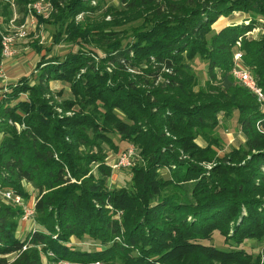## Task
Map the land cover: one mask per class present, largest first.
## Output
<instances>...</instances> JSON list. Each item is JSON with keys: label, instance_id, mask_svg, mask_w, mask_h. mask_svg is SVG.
<instances>
[{"label": "trees", "instance_id": "1", "mask_svg": "<svg viewBox=\"0 0 264 264\" xmlns=\"http://www.w3.org/2000/svg\"><path fill=\"white\" fill-rule=\"evenodd\" d=\"M48 1L37 24L74 50L41 55L34 41L37 73L0 95V264H264V101L233 76L236 48L264 97V0ZM27 3L14 0L19 15ZM237 13L246 19L214 31ZM12 17L0 0V24ZM134 24L122 44L115 29ZM51 81L70 97L57 101ZM234 114L243 142L220 155L219 117ZM113 136L140 158L119 189L108 187ZM27 185L34 226L21 239L23 209L2 194L24 201Z\"/></svg>", "mask_w": 264, "mask_h": 264}, {"label": "rangeland", "instance_id": "2", "mask_svg": "<svg viewBox=\"0 0 264 264\" xmlns=\"http://www.w3.org/2000/svg\"><path fill=\"white\" fill-rule=\"evenodd\" d=\"M1 1L10 3L11 10L13 12V17L7 25H3L2 23L0 24V27L3 28V30L1 31V38L3 39L4 37H10L11 39L10 41L11 44H9L11 55L9 57L4 56L2 49L1 62H0V95L6 91L5 88L9 84L17 83L22 77L26 76L32 78L35 75V73H37L34 70L35 66L39 61L40 56L45 54V52H50L51 55L54 56L56 54L63 56L70 49L74 50V47L70 46V44H67V42L64 41H60L59 44H53V33L55 31L54 28L52 26L45 24H40V25L37 24L36 19L34 18V13L36 15L42 16L43 19H47L50 16L49 14L52 11V7L48 0H29V3L26 4L24 15H19L17 13V8L16 5H14V0H1ZM92 4L94 5V3ZM106 6L118 7L119 2L118 0H105L104 9ZM82 15L83 14H80L77 17L76 21L82 20ZM234 16H236L237 18H241L242 15L237 14ZM94 19H100V12L95 14ZM109 19H110L109 17L106 18V20ZM133 26H135V24L131 26H125L115 29L120 31L119 36L120 39L122 40V44L131 41L132 39L131 27ZM214 26L216 27V25H213L212 28ZM259 29L260 27L254 30L250 38H254V39L257 38L258 34L261 33V29L260 30ZM22 31L25 32L26 34L25 37L21 36ZM34 41H37V45L42 48L41 55H39V53H37L36 49L33 47ZM237 52L238 51H236V48H233V53L235 54ZM191 65L193 67V73L197 77L199 84L200 85L204 84V82L207 79L206 64L199 58H196L191 63ZM83 72L84 70L81 71V73ZM34 82L35 81L32 80L31 83ZM50 88L53 92H59L60 90H63V97L56 96L57 101L61 102L63 99L70 97L68 85L65 83L51 81ZM22 98H24V96ZM54 100H56L55 96H54ZM56 110L58 111L59 109L56 108ZM67 115H70V113H68ZM219 118H220V125L217 128L216 132L222 138L223 141V151L219 152V154L222 155L223 152H226L230 148L236 147L240 143H242L243 137L237 132L235 114L229 119H224V117L222 116H220ZM112 138L115 144H117V146L119 147V151L117 150L116 152H112L109 149H107L108 152L107 163L109 164L111 169V177L108 179V187L110 189L113 188L119 189L125 186L128 187L130 185L131 175H132L130 169L133 168L135 164H137L140 158L137 154L136 148L133 145H129L125 142L119 141L117 136H113ZM199 144L203 146V143H201L200 141ZM131 147L134 148L135 150L134 157L132 158L131 167H126V168L115 167L119 156L122 153L126 152ZM159 174L160 176L165 177L168 175V171L166 169H163L159 171ZM25 187L29 192V197L24 199V201L21 200L20 204L17 203L15 199L12 200V202H14L15 204L20 205L23 210L24 208H29L30 210L33 211V215L29 219L25 220L24 215L20 219L17 236L21 239L25 238L28 232L34 226L33 208L36 199V193L31 190L29 185ZM2 197L4 198V200L8 201V199L5 198L3 194ZM71 243L73 245H76L77 248L83 250L96 248V245L91 241H89V239H82L81 241L71 239ZM212 243L216 247L218 246L219 248L222 247L226 248L223 245V238H221L217 233L213 236ZM261 247L262 249L260 251L263 252L264 246ZM245 248L247 251L253 250L251 249V245L249 244L246 245ZM253 252L257 253L259 252V249L255 251L253 250ZM116 264H120V263H116Z\"/></svg>", "mask_w": 264, "mask_h": 264}, {"label": "built area", "instance_id": "3", "mask_svg": "<svg viewBox=\"0 0 264 264\" xmlns=\"http://www.w3.org/2000/svg\"><path fill=\"white\" fill-rule=\"evenodd\" d=\"M33 22H31V23H33ZM25 35H26L25 32L22 31L21 32V36L25 37ZM10 41H11L10 37H4L2 39V43L1 44L3 46V54L6 57H9L11 55L10 48H9V44H11ZM237 46H239L238 42H237ZM240 59H241V54L239 52L235 53L234 54V61L236 63H235L234 69H233L234 78L237 81H239L242 85L247 87L249 90H251L253 93H255L258 96L259 100L264 101V97H263V95L261 93V90L257 87V85H256V83L254 81V78L252 77L251 73L248 70H246L240 64ZM134 153H135V150L132 147L130 149H128L126 152L122 153L119 156L117 164H116L115 167H124V168L131 167L132 158L134 157ZM3 196L5 198H7L8 200H10V199L14 200L15 199V201L17 203H19V204L21 203L20 198L13 196L10 192L4 193ZM23 212H24L23 215H24V219L25 220L29 219L33 215V211L30 210L29 208H24ZM64 264H66V263H64Z\"/></svg>", "mask_w": 264, "mask_h": 264}, {"label": "crops", "instance_id": "4", "mask_svg": "<svg viewBox=\"0 0 264 264\" xmlns=\"http://www.w3.org/2000/svg\"><path fill=\"white\" fill-rule=\"evenodd\" d=\"M237 14H234V15H237ZM234 15L230 16L228 18H224V17L219 18L217 20V22L214 24V25H216V27L214 26L213 29L216 32H218V31L222 30L223 28H225L227 26H231V25H234V24H239V23H241L243 21V19L246 18L244 15H242L241 18H237ZM238 15H240V14H238Z\"/></svg>", "mask_w": 264, "mask_h": 264}]
</instances>
